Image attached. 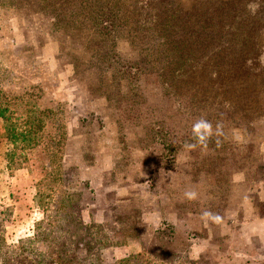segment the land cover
<instances>
[{
    "label": "rangeland",
    "instance_id": "1",
    "mask_svg": "<svg viewBox=\"0 0 264 264\" xmlns=\"http://www.w3.org/2000/svg\"><path fill=\"white\" fill-rule=\"evenodd\" d=\"M138 1L0 0V102L19 129L41 121L21 148L0 119V264H59L57 248L78 264H264V123L236 108L264 104V0ZM167 8L245 19L251 38L230 46L253 43L239 51L260 74L210 58L173 72ZM199 119L212 135L191 148Z\"/></svg>",
    "mask_w": 264,
    "mask_h": 264
},
{
    "label": "trees",
    "instance_id": "2",
    "mask_svg": "<svg viewBox=\"0 0 264 264\" xmlns=\"http://www.w3.org/2000/svg\"><path fill=\"white\" fill-rule=\"evenodd\" d=\"M149 3L156 5L165 4L163 0H148ZM137 5H143L147 8V3L143 0H139ZM172 4L167 6L171 7ZM134 6V5H133ZM142 8V7H140ZM144 8V9H145ZM176 10L179 9L177 6ZM107 13L108 19L110 18V13L113 11L108 9ZM172 9L167 8L163 12V17L158 16L155 21V24L158 30L161 31V39H164L171 47L170 50L173 55L177 57L171 58L169 62V67L173 72L179 73L180 69H183L190 63H194L198 67L199 63L207 62L206 59L210 58L214 61L216 66H223L225 69L233 70L237 72H247L250 77H256L257 74H260L261 68L249 69V54H244L239 51L244 52L248 51L249 47L252 49L253 43L245 44L242 40L241 47L238 50H232L230 42L234 39L237 33L241 35L245 34V19L234 22L233 28L231 31L226 29V17L220 11H212L210 9L199 11V13L193 18L190 16H175V13L171 14ZM243 22V25H242ZM177 24L181 25L180 27ZM245 27V28H244ZM256 31L252 34L254 39H256ZM248 36V35H247ZM251 37L248 36V39ZM249 43V40H248ZM256 46V45H255ZM254 46V49H255ZM195 55H200L202 60L195 61L192 57ZM235 54L236 57H233L232 54ZM258 56L256 52V57ZM255 60V58H253ZM178 67V68H177ZM254 69V70H253ZM182 71V70H181ZM243 88V86H242ZM242 90V89H241ZM260 92H264V87L260 88ZM247 93V92H246ZM255 96L251 100V96ZM245 96H238L239 101L243 102L242 106L236 108L241 109L243 120H248L247 123H264V104L255 100L257 96L255 92H250ZM249 102V103H248ZM8 103L0 102V119L3 121L4 129L8 140L15 145V147H31L37 141L36 133L41 128V121L39 118H33L32 116L27 117L25 125L22 128H17L16 122L13 119V114L9 112ZM21 145V146H20ZM21 147V148H22ZM67 242L71 244V248L74 247L75 240L66 237ZM81 246L75 245V250L79 249ZM74 250V248H73ZM1 252V251H0ZM73 252L67 251L64 252L60 248L50 251L45 257L51 259V262L54 259L59 260V264H78L79 261H76L77 258ZM69 256V257H68ZM19 262V261H18ZM25 260H20L19 264H23Z\"/></svg>",
    "mask_w": 264,
    "mask_h": 264
},
{
    "label": "clouds",
    "instance_id": "3",
    "mask_svg": "<svg viewBox=\"0 0 264 264\" xmlns=\"http://www.w3.org/2000/svg\"><path fill=\"white\" fill-rule=\"evenodd\" d=\"M250 9L255 12L256 6L250 5ZM192 138L196 143L190 144L189 147L194 148L196 144H205L207 139L212 135V124L205 120V119H199L195 121L192 125ZM185 197L189 200H194L197 197V193L195 191H186L184 193ZM203 218L211 219L213 221L218 222L220 220L219 216H214L211 212L205 211L202 213Z\"/></svg>",
    "mask_w": 264,
    "mask_h": 264
}]
</instances>
